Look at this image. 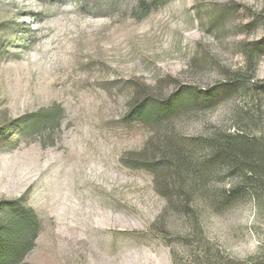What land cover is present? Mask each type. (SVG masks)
Here are the masks:
<instances>
[{"label":"rangeland","instance_id":"374dc122","mask_svg":"<svg viewBox=\"0 0 264 264\" xmlns=\"http://www.w3.org/2000/svg\"><path fill=\"white\" fill-rule=\"evenodd\" d=\"M136 86L160 99L224 87L174 116V135L239 133L264 152V0H0V127L14 126L0 202L40 221L18 264H264V187L258 204L242 173L218 170L196 189L238 196L196 209L168 163L157 181L122 163L153 134L124 121ZM191 146L200 177L208 152Z\"/></svg>","mask_w":264,"mask_h":264},{"label":"trees","instance_id":"16d2710c","mask_svg":"<svg viewBox=\"0 0 264 264\" xmlns=\"http://www.w3.org/2000/svg\"><path fill=\"white\" fill-rule=\"evenodd\" d=\"M223 90L224 87H218L201 93L194 89L181 88L170 98L160 99L149 87L136 86L128 103L124 121L149 126L153 128V134L140 152L126 155L122 158V163L129 168L145 169L156 174V181L158 180L156 172L164 163H168L169 169L175 174L177 188L182 190L178 197H184L188 203L192 202L196 209L209 206L215 211L233 202L238 196L237 193L221 191L218 194L200 191L196 186H200L208 177L214 176L218 170L227 174L239 172L243 174L241 180L247 182L248 188L253 190L255 200L260 204L259 191L264 187V178L261 176L264 170V152L255 139H245L239 133L220 134L202 143L200 139L180 138L174 135L171 129L174 116L184 113L190 107L201 109L212 107ZM44 112H38L35 116ZM12 124L13 122L7 124V127H0V133L12 132L14 130ZM186 143L190 144L187 146ZM194 143L196 147L205 146L208 152L205 159L196 166L198 170L205 172L200 177L193 175L191 164L187 163L185 158L194 157L198 153L191 146ZM153 148L161 149L163 156L159 157L152 153ZM2 202H0V264H18L34 247L36 235L40 230V221L22 199L14 201L15 205L11 210L6 208L12 202Z\"/></svg>","mask_w":264,"mask_h":264}]
</instances>
